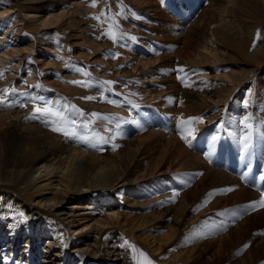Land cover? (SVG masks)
<instances>
[{
	"label": "bare ground",
	"instance_id": "1",
	"mask_svg": "<svg viewBox=\"0 0 264 264\" xmlns=\"http://www.w3.org/2000/svg\"><path fill=\"white\" fill-rule=\"evenodd\" d=\"M90 3L0 0L1 16L6 10L15 11L18 23L14 30L0 26V70L4 71L0 89H16L5 97L12 106L0 105V264H133L130 244L147 252L154 264H264V237L252 226L253 219H264V207L226 239L194 244L193 233L202 221L224 219L237 205L260 201L263 196L245 187L239 174L237 178L223 167L238 157L247 167L251 159L245 156L253 151L264 164V40L256 39L258 32L264 36V0H207V8L188 28L170 26L171 33L182 32L175 33V38L189 40L187 51L193 38L198 41L194 53L178 59L180 52L175 58L163 54L153 41L160 36L148 32L152 17L162 22L170 16L152 0H124L126 16L119 23L123 31L137 37L125 41L135 48L131 54L135 66H128L130 61L120 56L113 58L117 44L102 37L99 22L92 18L105 10V4L101 0L91 7ZM109 3L112 11L120 10L116 0ZM208 8L215 9L218 17L209 24L203 20ZM213 24L217 28L211 32L208 27ZM103 28L108 29V24ZM42 36L52 38L56 47L49 53L53 58H36L30 42L36 44ZM72 41L88 50L71 56L76 50ZM26 42L28 46L22 47ZM107 47L110 51L104 50ZM141 49L149 57L137 58L135 53ZM101 55L107 58L100 59ZM74 66L85 68L91 76L75 72ZM179 67L185 71H176ZM66 72L76 75L73 80H88L91 86L57 89L50 75L63 82ZM176 77H184L190 86L179 89L173 84ZM109 80L116 83L106 91L102 82ZM144 83H164L165 90L150 87L149 93ZM25 92L52 101L66 97L86 113L114 115L122 119L120 128L114 129L115 139L95 147L66 138L43 119L30 118L33 102L19 95ZM176 94L183 100L178 105ZM85 96L96 99H81ZM105 98L119 101L120 106ZM22 103L27 106L21 107ZM190 117L203 119L191 122L194 138L188 136L186 142L180 134L181 120ZM166 120L167 126H161ZM171 123H177L178 138L161 133ZM134 126L140 133L129 139ZM95 127L105 137L113 135L104 131L113 128L107 121ZM210 139L207 164L191 150L202 148ZM236 145L241 151L234 156L227 148ZM187 172L204 173L201 190L174 189L184 186ZM225 190L230 192L228 197H223ZM194 211L200 217L191 222ZM163 224L167 227L161 229ZM143 229L152 237H138L152 241L149 250L137 242V232ZM157 230H164V235L154 236ZM184 238L187 247L179 243ZM163 248L168 261L160 263L155 260L166 257L160 253Z\"/></svg>",
	"mask_w": 264,
	"mask_h": 264
},
{
	"label": "rangeland",
	"instance_id": "2",
	"mask_svg": "<svg viewBox=\"0 0 264 264\" xmlns=\"http://www.w3.org/2000/svg\"><path fill=\"white\" fill-rule=\"evenodd\" d=\"M152 1H153L154 4H157L159 8H162L161 10L165 11V13L170 16V18L169 17L168 18H163L162 22H158L153 17L150 19L151 23L149 24V27L150 26L151 27L149 28L148 32L150 34H153L157 38H158V36H160L159 39L161 41L160 40H154V39H153V41L156 42L159 45V47L161 48V50H163L162 53L163 54H166V55L167 54H169V55L172 54L171 55L172 58H175V55H177L178 52H180L179 55L176 57V59L181 58V57H183V58L186 57L187 53H194L193 52V49L198 44V41L196 40L197 38H193L192 46H190V49H188V51H187L186 50L188 48V44L187 43L189 42V40H186L184 38V36H181L180 38H175L174 37L175 33L176 34H178V33L179 34H182V32H180V31L178 32L177 31V32H172L173 33L172 34L169 30L171 29L170 26L171 27H175L174 26L175 24H177L178 26L179 25H182V28L183 27L184 28H188L194 22V20L202 13V11H204V9L207 8V0H202L199 3V5L196 6L195 9L193 8V6H195V4H194V2L192 0H184L185 1V7L186 8L184 7V4H182L183 2H181V4H180L178 2V0H166V5L169 8H174L175 5L177 6V8L180 10V12L183 15L182 20L179 18V15L180 14L178 12H176L175 10H174L173 13H168V11L163 8L164 5H165L164 0H152ZM187 11H188V13H187ZM8 12H9V10H6V12L2 13L3 14L2 16H1V13H0V26H5L6 29H11V30L17 29L18 28V23L16 22V18L14 17L15 14H16V12L15 11H11L12 12L11 14H9ZM43 15H44V13H41L40 16H43ZM216 19H218V17H217V15L215 13V9L208 8L206 10V12H205V17H204L203 20L204 21H207V24H209V23H212L213 21H215ZM120 22H122V20H120ZM31 28H32V25H31ZM194 28L197 29V25ZM208 28H210V31L212 32L214 29L217 28V25L213 24V25H211ZM208 28H206V29H208ZM164 31H166V32L163 33ZM18 34H20V33H18ZM85 36L88 37L89 39L92 38L91 35H89V36L88 35H85ZM51 39L52 38H45L44 36H42L40 38V41H38L36 44H34L33 41L30 42V45H33L35 47V50L37 51L36 58H40V57H44V56L46 57V59L48 57L53 58L52 55H50L49 52L51 50L55 49L54 47H56V46H55L53 40L51 41ZM128 42L131 43L130 41H127V43ZM134 44L136 45V44H139V43H135L134 42ZM71 45H73L74 48L76 47L75 48L76 50L73 51V53H72L71 56H75L76 53H78L79 51L80 52H85L84 49L85 50H88L87 48H84V49L80 48V46H78V45H80L78 42L72 41L71 42ZM184 45L186 46L185 48H183ZM26 46H28V43L27 42L22 45V47H26ZM116 49H117V53L120 54L119 56H120V58L123 61H124L123 58H125V61H130L131 64H128V66H135V63L133 61L134 60L133 59V56H131V54H133V51H135V48L134 47H131L130 44H126V42L123 41V42L117 44ZM104 50L105 51H110V49L108 47L106 49H104ZM104 50H102V51H104ZM139 51L140 50L136 51V53H135V55H136L137 58L149 57L147 55V53H145L142 49H141L140 52ZM89 52H91L90 49H89ZM89 54H92V53H89ZM99 58L100 59H106L107 57L106 56L104 57V56L101 55V56H99ZM83 59L85 61H87V62H91V61H94L95 60V58H91V59H85V58H83ZM234 60L235 59H231L229 61H234ZM229 64L234 65V64H237V63H232L231 62ZM125 65H127V64H125ZM261 66L264 67V65H261ZM220 67H221V65H220ZM65 74H66V77L67 78L64 79L63 82L56 80V78H55L54 75H50L49 80L51 81V83L57 89H61L60 87H65V86L68 87L69 85H72V84L71 83H67L66 81H73V79L75 78L76 75L70 76L71 74L69 72H66ZM207 74L209 76H211V74H210L209 71H208ZM261 76H264V73ZM144 79H146V78H144ZM147 79H148V77H147ZM186 79H188V78H186ZM258 79L259 78L257 77L256 82H258ZM173 80H174L173 81V84L177 85L179 87V89L185 87V85L183 84L182 80H179V78L176 77ZM162 84H164V83H162ZM162 84L158 83V84L155 85L153 83H144L143 84V87L145 88V90H149V88L152 87L153 89H155V91L164 92L165 88H164V86ZM169 84H171V82ZM94 85H95V83H94ZM139 86H141V84ZM248 87H250V85H248ZM149 93H150V90H149ZM250 93L248 94V96L250 95ZM153 95H155V94H153ZM176 95H178V97H177V105H178L179 103H182L183 100L181 98L182 97L181 94H176ZM17 97H19V96H17ZM131 117L134 119V121L136 120V115L135 114L133 116H131ZM131 117L129 119H132ZM173 120H174V118H173ZM161 126H163V127L164 126H167V120L165 122L162 121ZM170 127H171L170 129H165L161 133H164L163 134L164 137H167V135L168 136L174 135L176 138H178V136L180 135L179 134L180 131H179L178 127H177V123L176 124L175 123H171L170 124ZM139 133H140V131L138 130V128H136V126L131 127L129 129V139H133V137H136L137 135H139ZM224 136L226 137L228 135L225 134ZM211 139L210 140H207V141H204V146L202 148L193 147L191 151L194 152V153H196L197 155H199L201 157H204L207 160V157L210 155V154L207 153V147H208ZM219 143L220 142H218L216 144V147L218 146ZM192 144H194V143H192ZM222 145H223V143H222ZM216 147H215V149H216ZM223 148H224V146H223ZM229 148H231L230 151L232 152V155H234V156L238 155V153L241 151L240 150V145H236L234 147H228L227 149H229ZM200 149H202V150H200ZM227 149H225V150H227ZM196 150H200L202 152L201 153H198V151H196ZM253 152L256 154L255 156L253 155L254 153H252V152L250 153V155H249V153H247L246 156H245V157H248L249 156L250 159H251V163H250V165L249 164L247 165V168L256 167L257 164H258L257 163V159H258L259 160V165H261V169H259V171L261 172L264 169V167H263L264 164H263V162H261L260 158L258 157L257 151H253ZM255 157H256V162L253 161V159ZM238 161H239V163H236V165L237 166H240V165L243 166L244 163H243L242 157L236 158V161L235 162H238ZM207 164H210L209 163V160H207ZM244 167H246V165H244ZM203 174L204 173H201V172H197V173H194V174L187 172L188 178L186 179V182L184 183V186L183 185L180 186V187L179 186H175L177 182H174L173 183V186H175L174 189L176 191H178V192H180L181 190L182 191H191L192 189L194 190L195 187L201 190V186H200L199 182L202 180ZM229 195H230V192L227 191V190H225V193H224L223 197H228ZM246 204H248V203L241 204V205H237L236 207L232 208L231 209V212L232 213L229 211V213H230L229 216L225 217L226 219L224 218L227 223H224L225 220L223 218L221 219L219 217H217L218 219H215V220L202 221V224L198 225L197 229L196 230L194 229V231H193V233L196 235V239H197V241L194 244H196V243H202V242H207V241L221 240L224 237H225L224 239H226L228 237L227 234H229L232 230H234V228L236 229V227L239 224H241L243 221H245V219L252 218L255 215H258L260 209L263 208V207H260L258 205L256 207H252V206H249V205H246ZM118 209H119V207H118ZM121 210H123L125 213H128V215H131V217L135 216V213L132 210H129V209L127 210V208L125 209V207L121 208ZM104 212H105V210H104ZM131 212H133V213H131ZM235 212H237V213H235ZM98 213L99 212L97 211V214ZM193 213L191 215V220H190L191 222L192 221H195V220H198V218L200 217L199 211L198 212L194 211ZM219 216H221V215H219ZM236 216H237V218H236ZM233 217H235V218H233ZM256 219L257 218H255V219L252 220L253 221L252 223H254V225H252V226L254 228L257 227V229H255V231L257 233L258 232L261 233L262 237H264V230H263L264 229V227H263L264 219H259V220H256ZM260 223H262V224L260 225ZM163 226L164 227H162L161 229H164V228L167 227V225H164V224H163ZM144 229H143L142 232H137V242L142 246V248L144 247L145 249L149 250L150 249V243L152 241L150 239L141 241V239H139V237H138L140 234L141 235H144L142 237V239L145 238V237H147V236H151V233L148 232V231H146V230H144ZM197 231L202 235V237H200V234H198ZM195 232H197L198 235ZM164 233H165L164 230H161V231L160 230H157V232H154L153 235L160 238V237H162L164 235ZM187 242L188 241L184 238V239L180 240L179 243H180V245L187 247L185 245ZM214 251H216V250H214ZM160 253L162 255H165V253H166V257H164V258H158L155 261H159L160 263H164V262L168 261V256H167L166 249L163 248L160 251ZM211 256H212V253L209 255V258Z\"/></svg>",
	"mask_w": 264,
	"mask_h": 264
},
{
	"label": "snow or ice",
	"instance_id": "3",
	"mask_svg": "<svg viewBox=\"0 0 264 264\" xmlns=\"http://www.w3.org/2000/svg\"><path fill=\"white\" fill-rule=\"evenodd\" d=\"M101 0H91L90 6L96 7ZM117 5L119 7V11H112V6L109 3V0H103L105 4V10L101 11L100 15H95L92 18L99 22V26L102 29V37H107L112 40L114 44L121 43L126 40L136 41L137 37L134 35H130L127 32L123 31L121 25L119 23L120 17L126 16V6L124 4V0H116ZM135 15V13H133ZM139 18V17H137ZM104 23L108 24V29H104ZM257 41L264 40V36H262L259 32L256 37ZM255 47V43L253 44ZM120 54L115 53L113 58H117ZM62 59V58H61ZM73 70L77 73L82 74L85 77H90L91 73L88 72L85 68L82 67H73ZM178 72H184L183 67H179L176 69ZM187 74H185L186 76ZM4 71L0 70V78H3ZM182 80L186 87L190 86L184 77H178ZM67 83H71L73 85L81 86V87H90L91 84L88 80H73L66 81ZM114 81H104L102 82L103 86H106L104 90L111 91V86L115 84ZM127 86V85H125ZM32 87H40V85H33ZM16 89H0V105L12 106L11 104H7L5 97L9 94H15ZM19 95H23L28 97L33 102L32 115L30 118L34 119H43L46 123L52 125V130L58 132L65 136L66 138H72L83 143L89 144L92 147L96 146V143H106L111 139H115V130L120 128V124L122 122L121 118H118L111 114H103L99 112H91L86 113L84 109L78 107L76 104L69 103L66 97H62L60 100L52 101L45 100L41 96H31L29 93H20ZM84 100H95L96 97L93 96H85L81 97ZM106 99V98H105ZM107 103L120 106L119 101L106 99ZM21 107H26V103L20 104ZM132 107H139L138 105H132ZM202 117H190L188 120H181V138L187 141L188 136H193L194 129L190 127L192 121H200ZM107 121L109 124H113V128L106 127L104 131H108L113 133V135L109 137H105L101 134L100 130H98L95 125L99 122ZM247 127H251L250 124L246 125ZM194 138V136H193ZM249 138L244 137V147L247 149L248 144L247 140ZM211 195V194H210ZM259 205L260 207H264V196H262L260 201H256L252 203V207H256ZM224 213H220L223 215ZM248 247V245H245ZM129 248L132 253L133 264H154L152 259L149 257L148 253L142 249H139L135 244H130Z\"/></svg>",
	"mask_w": 264,
	"mask_h": 264
}]
</instances>
